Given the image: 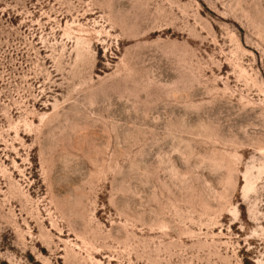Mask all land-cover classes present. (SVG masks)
<instances>
[{
    "label": "rangeland",
    "instance_id": "obj_1",
    "mask_svg": "<svg viewBox=\"0 0 264 264\" xmlns=\"http://www.w3.org/2000/svg\"><path fill=\"white\" fill-rule=\"evenodd\" d=\"M0 264H264V0H0Z\"/></svg>",
    "mask_w": 264,
    "mask_h": 264
}]
</instances>
